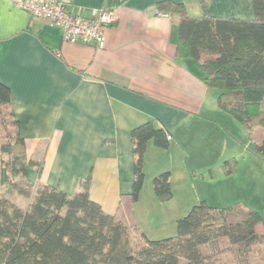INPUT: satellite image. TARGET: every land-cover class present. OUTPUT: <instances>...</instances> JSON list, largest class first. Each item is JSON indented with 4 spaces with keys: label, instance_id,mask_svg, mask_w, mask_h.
I'll return each mask as SVG.
<instances>
[{
    "label": "crops",
    "instance_id": "1",
    "mask_svg": "<svg viewBox=\"0 0 264 264\" xmlns=\"http://www.w3.org/2000/svg\"><path fill=\"white\" fill-rule=\"evenodd\" d=\"M16 1L0 0V82L11 89L25 157L35 162L27 173L34 191L45 184L73 195L89 181L92 200L146 234L155 204L163 219H179L174 215L182 212V201H176L175 189L196 188L198 172L211 173L215 198L209 203L217 207L228 200L234 174L241 173L246 206L264 216V157L256 149L263 131L261 137L247 132L222 110L219 92L205 84L199 62L177 54L178 21L160 12L163 0H66L72 13L85 18L104 6L115 9L104 48L65 41L60 28ZM173 1L192 16L256 19L253 0ZM149 121L172 139L166 148L148 143L145 182L133 201L131 130ZM164 171H170L173 189L167 201L153 187L154 177ZM10 198L26 208L33 196L14 192ZM257 231L264 235V224Z\"/></svg>",
    "mask_w": 264,
    "mask_h": 264
},
{
    "label": "trees",
    "instance_id": "2",
    "mask_svg": "<svg viewBox=\"0 0 264 264\" xmlns=\"http://www.w3.org/2000/svg\"><path fill=\"white\" fill-rule=\"evenodd\" d=\"M253 3L252 21L206 13L192 16L182 2L159 3L161 13L178 21L177 54L199 62L205 84L219 92L221 109L251 133L264 128V0ZM168 134L152 121L131 130L133 201L139 199L145 182L148 143L166 148ZM256 149L264 157V138ZM0 163V264H264V252L255 256V246L264 244V235L257 231L264 216L244 205L225 209L202 199L177 220V235L152 239L105 212L90 198L89 181L73 195L45 184L34 191L27 173L35 162L25 157L11 89L2 82ZM18 176L20 183L14 180ZM170 179V171L154 177V191L162 201L173 197ZM14 192L33 199L22 208L10 198ZM235 215L239 219L232 221ZM136 232L143 243L136 240Z\"/></svg>",
    "mask_w": 264,
    "mask_h": 264
},
{
    "label": "rangeland",
    "instance_id": "3",
    "mask_svg": "<svg viewBox=\"0 0 264 264\" xmlns=\"http://www.w3.org/2000/svg\"><path fill=\"white\" fill-rule=\"evenodd\" d=\"M246 129V128H245ZM260 129V130H259ZM255 130V136H262V131L264 134V128H259ZM247 132L250 133V131L248 129H246ZM231 131V130H230ZM246 132L247 134V139L249 138V134ZM234 137L237 138V134L232 133ZM241 138V137H238ZM241 140V139H240ZM242 144L241 145H246V143H244V140L241 141ZM246 147V146H245ZM6 161L8 162V158L6 157ZM248 175L251 176V173H247ZM211 173L210 172H205L202 174V172H198V182L199 184H195L196 182H194L195 187H192L190 185H186V184H181L180 186H177L178 189H175V194H176V201H182V205H180L181 207V213H177V214H172V216H177L176 218H181L184 215H186L188 213V211L192 208V206L196 203H198L200 200L205 199L208 202H213L212 200H214L215 196H214V191L212 189V192L210 191L209 188V184L211 183V177H210ZM196 177H194L195 179ZM263 181H264V173H263ZM15 181H17L18 183H20L22 181L21 177H16L14 179ZM154 180V179H153ZM230 187H232L231 189L226 188V190H230V196L228 197V200L226 199L225 201H219L216 204H219L218 206L220 208H225L228 209L232 206L235 205H244L245 207V200L247 199V195L245 193V189H243V183H242V178H241V173H237L234 174L233 176V182L230 185ZM254 187V184L252 185V188ZM259 185L256 187L258 188ZM264 190V182L262 185V188ZM225 190V191H226ZM188 192L192 193L193 195L188 194ZM212 193V194H211ZM13 194V193H12ZM184 201V202H183ZM211 204V203H210ZM214 204V203H212ZM179 206V205H177ZM158 207L159 204H155L153 206H151L149 208V213H148V218H146V226H145V232L147 234V236L149 238L152 239H160V238H164V237H168V236H174L177 235L178 230H177V221L176 219L173 220L172 217L171 218H165L163 219V214L161 211H158ZM249 208V207H247ZM159 219V220H158ZM239 216H234L231 218L232 221L238 220ZM178 220V219H177ZM157 226V227H155ZM141 232V231H140ZM136 240L138 242L143 243V240L141 239V237L139 236V232H136ZM204 250L206 252H209V248L208 246H205ZM264 252V244L259 243L255 246V256L256 258H260V256L263 254Z\"/></svg>",
    "mask_w": 264,
    "mask_h": 264
},
{
    "label": "built area",
    "instance_id": "4",
    "mask_svg": "<svg viewBox=\"0 0 264 264\" xmlns=\"http://www.w3.org/2000/svg\"><path fill=\"white\" fill-rule=\"evenodd\" d=\"M15 5L31 15L48 19L52 25L62 31L65 41L83 43L97 48L105 47V32L115 21V9L108 5L101 8L94 17L85 18L72 13L66 0H18ZM171 140L172 136L167 135Z\"/></svg>",
    "mask_w": 264,
    "mask_h": 264
}]
</instances>
